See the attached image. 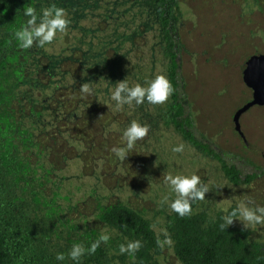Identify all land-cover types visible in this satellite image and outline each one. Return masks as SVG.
Wrapping results in <instances>:
<instances>
[{"label": "rangeland", "instance_id": "374dc122", "mask_svg": "<svg viewBox=\"0 0 264 264\" xmlns=\"http://www.w3.org/2000/svg\"><path fill=\"white\" fill-rule=\"evenodd\" d=\"M175 2L177 8L171 9L169 19L178 95L185 98L184 114L192 136L233 165L241 180L254 176L233 185L215 159L165 127L160 116L170 96L158 105L145 101L119 110L114 107L110 94L120 81L133 86L157 75L166 77L160 25L146 1L38 0V13L54 5L64 9L69 23L45 48L29 49L24 82L14 81L12 92L17 118L29 132L26 136L31 135V144L59 128L57 138L48 144L30 146L32 188L25 193L28 222L38 234L36 243L55 260L63 253L64 260L73 264L67 255L73 244L85 248L107 233L109 241L100 245L106 251L102 264L135 262V255L119 252V245L132 240L98 220L105 207L122 205L138 212L154 231L159 244L157 252L148 251L150 262L181 264L173 254L168 205L174 196L165 185L167 175L200 177L210 191L193 204L192 212L204 213L209 220L248 199L264 206V89L263 84H254L263 77L255 73L258 66L264 68V0ZM250 66H255L253 72ZM38 73L51 77L46 87L35 83L43 75ZM84 86L90 93L82 91ZM71 88L74 103L63 97L57 105ZM258 97L260 101L254 103ZM71 105L75 110L67 115ZM133 120L147 126L148 133L126 158L118 157L112 150L125 147L122 133ZM180 144L183 151L173 153L171 149ZM53 160L58 166H51ZM229 227L246 231L249 244H264V225L244 230L234 221ZM85 260L96 264L86 252L80 258Z\"/></svg>", "mask_w": 264, "mask_h": 264}, {"label": "trees", "instance_id": "16d2710c", "mask_svg": "<svg viewBox=\"0 0 264 264\" xmlns=\"http://www.w3.org/2000/svg\"><path fill=\"white\" fill-rule=\"evenodd\" d=\"M37 1L0 0V264H69L65 260H55L52 254H48L43 246L36 243L38 234L28 222L29 216L25 206V193L29 187L32 188L29 177L33 173L28 150L32 144H48V141L53 140V137L57 138L59 134L57 128L46 136H41L42 140H35L31 144V135L26 136L29 132L21 128L17 110L14 108L17 100L13 97L12 87L14 81L24 82L25 59L29 49H20L17 46L13 32L27 19L24 11L28 7L35 8ZM144 1L151 7L159 22L164 44L163 57L167 59L166 77L174 89L170 95V103L161 112L163 125L172 127L193 148L215 159L221 172L233 185L249 182L254 175L241 180L240 172L233 165L226 164L208 149L207 145L196 141L189 129L190 120L184 114L183 107L185 98L180 99L178 95V64L170 29L169 13L172 8H177L175 0ZM41 74L43 73H38ZM35 80L37 85L46 87L51 77L49 74H43ZM73 91L71 88L63 92V96L57 100V105L64 100L63 97H68L69 103L73 104L74 99L70 96L75 95ZM22 109H25V106ZM73 110L75 105H71L67 115L73 113ZM21 112L28 114V110ZM69 126L71 128L72 124ZM49 163L52 167L58 166L56 160ZM31 193L34 195L33 201L38 203L35 192ZM220 218V214L209 220L204 213L192 212L189 216L180 217L172 212L169 225L175 259L181 264H264V244H249L246 231L230 227L222 229ZM98 220L102 226L119 232L128 240L141 241L142 247L135 253L137 260L130 264H155L150 262L148 251L157 252L159 242L148 221L138 212L122 205H109L100 211ZM89 245L88 243L85 249ZM88 255L90 259L95 258L96 264H102L106 259V251L102 247ZM87 260L80 261V264H86Z\"/></svg>", "mask_w": 264, "mask_h": 264}, {"label": "clouds", "instance_id": "9594fccd", "mask_svg": "<svg viewBox=\"0 0 264 264\" xmlns=\"http://www.w3.org/2000/svg\"><path fill=\"white\" fill-rule=\"evenodd\" d=\"M27 17L18 30L13 32V37L20 49H30L32 47L45 48L53 42L58 32L62 33L66 30L69 21L66 19L65 11L54 5L42 9L39 13L33 7H28L24 11ZM146 85V86H145ZM84 93H90L87 86L82 87ZM174 91L170 81L163 75H157L151 81L145 84L137 83L129 86L127 82L120 81L115 85L114 90L110 94V99L115 102L116 110L128 105H141L145 101L150 104L158 105L167 101ZM148 133V127L131 121L123 130L122 139L125 142L124 148H113V152L118 157L126 158L127 153L131 152L138 140H141ZM184 146L182 144L174 146L171 151L173 153H181ZM165 185L170 193L174 196L168 207L172 212L180 217L189 216L192 213V205L197 201H203L205 194L210 191L209 187L201 183L198 175H167L164 177ZM167 199V197H166ZM220 227L226 229L233 225L234 221H238L242 229L251 230L258 225H264V206L255 204L251 199L241 201L235 208L221 216ZM110 235L101 234L98 239L94 240L87 249L81 244H73L67 253L68 257L74 264H80V258L87 251L88 254L95 253L96 249L102 243L107 244ZM142 247L140 240L129 241L126 244L119 245L120 254L134 256ZM65 256L59 253L56 260L63 261Z\"/></svg>", "mask_w": 264, "mask_h": 264}, {"label": "flooded vegetation", "instance_id": "af4514ba", "mask_svg": "<svg viewBox=\"0 0 264 264\" xmlns=\"http://www.w3.org/2000/svg\"><path fill=\"white\" fill-rule=\"evenodd\" d=\"M254 67H255V66H250V69H249V70H250L251 72H253ZM255 74H256V76L263 75L262 79H258L257 82L254 83V84H257V85H261V84H263L262 86H263V89H264V68H263L262 66H258V68H257V72H256ZM254 84H251V85L249 86V89H250V90H253V89L255 88V85H254ZM262 94H263V95L261 96V98H262V97L264 98V92H263ZM259 101H260V98L258 97V98H256V101H254V103H258ZM232 125H233V124H231V128L233 129L232 132H234L236 135H238V132L234 130V125H233V127H232Z\"/></svg>", "mask_w": 264, "mask_h": 264}, {"label": "water", "instance_id": "95a60500", "mask_svg": "<svg viewBox=\"0 0 264 264\" xmlns=\"http://www.w3.org/2000/svg\"><path fill=\"white\" fill-rule=\"evenodd\" d=\"M232 127H233V125H232Z\"/></svg>", "mask_w": 264, "mask_h": 264}]
</instances>
